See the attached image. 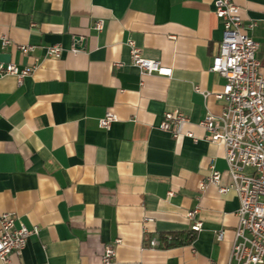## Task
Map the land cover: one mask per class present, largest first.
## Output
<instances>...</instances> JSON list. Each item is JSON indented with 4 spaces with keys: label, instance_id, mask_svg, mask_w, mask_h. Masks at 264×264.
<instances>
[{
    "label": "crops",
    "instance_id": "1",
    "mask_svg": "<svg viewBox=\"0 0 264 264\" xmlns=\"http://www.w3.org/2000/svg\"><path fill=\"white\" fill-rule=\"evenodd\" d=\"M231 1L264 76V0ZM2 37L11 44L0 64L33 71L21 83L0 75V215L39 230L6 264H101L116 240L111 264H227L238 198L199 189L211 167L230 184L223 147L198 126L223 106L212 95L225 80L209 72L222 37L213 0H0ZM128 41L171 76L141 75ZM54 45L57 59L46 55ZM174 109L196 142L159 129ZM106 113L116 121L102 129ZM191 233L186 244L163 240Z\"/></svg>",
    "mask_w": 264,
    "mask_h": 264
},
{
    "label": "built area",
    "instance_id": "2",
    "mask_svg": "<svg viewBox=\"0 0 264 264\" xmlns=\"http://www.w3.org/2000/svg\"><path fill=\"white\" fill-rule=\"evenodd\" d=\"M213 13L221 22L222 37L209 72L225 80L222 92L212 95L223 106L220 115L207 114L198 126L205 133V141L223 147L230 184L221 185V173L211 167L199 189L203 191L208 185H213L220 194L234 191L238 198V224L227 264H264V76L256 57L258 44L246 33L240 8L231 0H213ZM255 26L256 23L252 22L247 28ZM93 28L101 31L103 21H96ZM10 44L6 37L0 39L2 48ZM127 45L130 62L141 75L171 76V69L158 61L144 58L132 41H128ZM18 48L22 53L31 50L25 46ZM61 53L62 49L57 45L46 49V55L55 59ZM32 71L30 67L0 64V75L12 76L18 83ZM210 95L203 94L204 97ZM115 121L114 114L106 113L99 120V127L106 129ZM187 122V117L174 109L164 113L159 129L169 133L173 139L185 136L196 142L198 139L191 132H180V127ZM195 214V211L187 213V218L192 221L190 230L194 233L202 228L201 223L194 220ZM38 232L36 227L28 229L22 223L16 225V218L11 213L0 215L1 263H8L12 254L20 255L28 239ZM223 233L221 230L217 232L218 241L222 240ZM119 243L116 240L113 245L104 248L101 264L113 262L115 247ZM157 245L155 240L150 241L151 247Z\"/></svg>",
    "mask_w": 264,
    "mask_h": 264
},
{
    "label": "trees",
    "instance_id": "3",
    "mask_svg": "<svg viewBox=\"0 0 264 264\" xmlns=\"http://www.w3.org/2000/svg\"><path fill=\"white\" fill-rule=\"evenodd\" d=\"M194 234H188V235H182V234H178L176 235L175 239H170V240H165L163 239L166 243V247L169 246H176V245H182V244H186L192 240H194Z\"/></svg>",
    "mask_w": 264,
    "mask_h": 264
}]
</instances>
